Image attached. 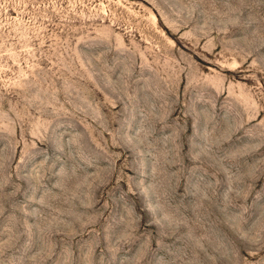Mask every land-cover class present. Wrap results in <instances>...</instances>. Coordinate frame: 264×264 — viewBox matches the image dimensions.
Returning <instances> with one entry per match:
<instances>
[{
	"label": "rangeland",
	"instance_id": "obj_1",
	"mask_svg": "<svg viewBox=\"0 0 264 264\" xmlns=\"http://www.w3.org/2000/svg\"><path fill=\"white\" fill-rule=\"evenodd\" d=\"M0 264H264V0H0Z\"/></svg>",
	"mask_w": 264,
	"mask_h": 264
}]
</instances>
